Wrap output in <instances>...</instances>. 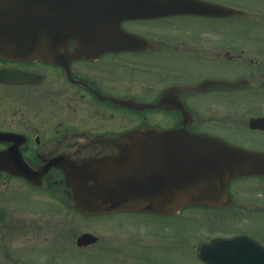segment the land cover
Returning a JSON list of instances; mask_svg holds the SVG:
<instances>
[{"label":"flooded vegetation","instance_id":"obj_1","mask_svg":"<svg viewBox=\"0 0 264 264\" xmlns=\"http://www.w3.org/2000/svg\"><path fill=\"white\" fill-rule=\"evenodd\" d=\"M200 1L231 9L157 14L156 0H95L97 13H110L121 32L106 44L93 40L83 50L79 41H62L47 59L0 55V264H156L157 228L124 212L75 208L64 168L106 138L185 126L264 151V0ZM125 7L132 15L116 18ZM139 8L145 14H135ZM51 197L93 228L66 232L65 216H48ZM259 203L247 206L257 211ZM237 233L264 242L251 230ZM189 263L205 264L196 255Z\"/></svg>","mask_w":264,"mask_h":264},{"label":"water","instance_id":"obj_2","mask_svg":"<svg viewBox=\"0 0 264 264\" xmlns=\"http://www.w3.org/2000/svg\"><path fill=\"white\" fill-rule=\"evenodd\" d=\"M94 2L0 0V54L47 59L56 55L62 41L91 45L93 40H100L105 44L115 31L112 15L98 14ZM152 6L157 14L203 11L207 7L229 9L200 0H156ZM131 12L128 7L120 8L116 18ZM135 14L145 11L139 8ZM90 146L89 155L77 163L76 171L66 168L76 207L84 214L115 210L172 213L188 204L221 205L227 198L230 178L264 174L263 152L185 128H137ZM220 241L200 246L199 252L223 247L263 248L245 238L225 244Z\"/></svg>","mask_w":264,"mask_h":264},{"label":"rangeland","instance_id":"obj_3","mask_svg":"<svg viewBox=\"0 0 264 264\" xmlns=\"http://www.w3.org/2000/svg\"><path fill=\"white\" fill-rule=\"evenodd\" d=\"M180 21H182L180 24L184 25L193 22L192 20ZM196 99V96L189 98L191 102L195 100L194 104L202 105ZM198 112L201 113V110L199 109ZM233 184L238 195L235 196L239 197L241 201L235 203L233 198L226 208L187 207L174 215L124 214L139 217L146 223V227L157 228L156 264H187L185 258H188L187 262L193 260L197 243L210 235L227 234L235 229H244V231L251 230L257 235L260 234L261 237L264 236V189L261 187V184L264 185V179H240L234 180ZM36 198L33 202L41 203ZM251 200L260 201L257 211L247 206ZM48 203L50 209L47 213L50 218L65 216L66 232L71 231L77 234L79 231L93 228V222L80 219L79 213L71 209V206L68 207L64 204V207L57 208L52 197ZM124 214L117 212L112 215ZM33 215L42 216L43 212L35 209ZM68 237L66 235V240ZM189 262L188 264H190Z\"/></svg>","mask_w":264,"mask_h":264}]
</instances>
